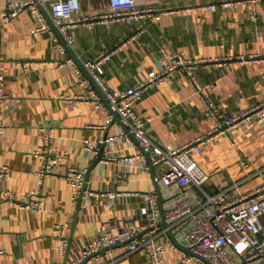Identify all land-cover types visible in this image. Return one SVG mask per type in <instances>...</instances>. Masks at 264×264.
<instances>
[{"label": "crops", "instance_id": "obj_1", "mask_svg": "<svg viewBox=\"0 0 264 264\" xmlns=\"http://www.w3.org/2000/svg\"><path fill=\"white\" fill-rule=\"evenodd\" d=\"M11 1L15 0H0V70L11 96L0 109V164L11 168L5 183L7 189L17 198L37 191L35 197L43 200V208L27 209L0 195V264H71L105 230L112 234L138 230L152 220L150 214L142 212V207L150 208L149 200L135 195L100 201L89 197L86 207L74 204L75 189L63 178L70 167L92 168L98 156L85 151L83 141L97 143L106 134L99 128L106 113L92 103L71 105L61 98L85 94L86 90L79 84L74 67H60L59 63L74 54L95 60L124 41L135 27L118 23L78 27L74 31L76 51L62 53L48 32H34L36 20L29 10L24 9L4 22ZM136 1L140 6L154 5L174 13L153 18L139 42L122 46L104 64L105 81L112 89L130 87L149 71L161 69L162 49L184 52L193 59L264 53V0ZM209 5L216 7L211 9ZM100 8L101 0L82 1L84 13ZM254 11L259 13L258 22L250 18ZM19 59H36L46 64L24 71L13 65ZM197 76L202 85H214L209 97L224 116L264 100V61L205 66L197 71ZM135 108L143 118L150 119L148 136L164 148L182 146L214 126L196 87L179 71L145 93ZM48 127L55 130L53 150L66 153L67 157L57 168L58 174L42 178L39 172L44 159L36 152L44 147L42 130ZM118 130L119 126L114 124L109 134ZM123 147V143L117 145V149ZM241 157L249 164L246 169L240 163ZM198 162L209 174L203 186L209 194L227 190L228 195L237 196L263 185L264 124L239 128L224 143L205 147ZM154 170L158 174V169ZM87 180L95 191H160L153 170L142 172L123 165L98 164ZM194 191L203 196L197 186ZM71 222L72 226L66 225ZM57 225L62 226L60 232L55 231ZM64 240L69 242L65 253ZM169 240L172 241L170 235ZM183 252L168 245L162 264H179ZM99 254L92 264H154L143 249L131 254L118 249L112 256L104 251Z\"/></svg>", "mask_w": 264, "mask_h": 264}, {"label": "built area", "instance_id": "obj_2", "mask_svg": "<svg viewBox=\"0 0 264 264\" xmlns=\"http://www.w3.org/2000/svg\"><path fill=\"white\" fill-rule=\"evenodd\" d=\"M83 0H15L11 1L9 9L4 13V22H9L13 16L24 9L29 10L36 20L35 33L48 32L57 42L62 53L76 51L77 40L75 29L81 26L97 23L126 24L134 26L135 30L120 44L100 55L95 60H84L77 54L68 56L59 63L60 67L70 64L74 67L79 84L86 90L85 94L67 95L61 98L69 104L80 102L94 104L106 113L105 121L99 128L106 134L97 143L89 139L83 141L85 151L96 157L104 147L99 165L115 164L138 169L142 172L154 171V181L160 191L151 193L108 190L95 191L88 185L87 169L70 167L63 176L67 183L75 189L73 203L86 207L89 197L96 201L103 199L116 200L124 195L144 197L151 203L150 208L142 207V212L150 214L149 225L138 230L122 231L112 234L104 231L93 239L89 246L71 264H92L99 258L100 251L112 256L116 249L131 254L144 250L154 264H162L168 245L179 249L178 245L190 250L183 252L179 264H264V184L237 196L228 195L227 190L209 194L204 184L209 180V174L201 167L198 158L203 149L209 145L222 144L226 137L239 128H251L258 123L264 124V100L247 108H239L231 115L224 116L221 108L209 97V90L214 86L202 85L197 76L201 67H222L230 62H260L264 61V53H251L237 57L190 58L184 52L170 53L162 49L163 67L151 70L138 83L123 89H112L105 81L104 64L124 45L139 42L148 29L153 18L173 14L172 9H160L154 5L140 6L136 0H101L98 11L84 13ZM214 9L216 5H209ZM203 8H207L204 6ZM250 18L255 22L260 19L254 11ZM1 25H0V61ZM46 64V61L36 59L14 60V67L31 71L33 67ZM183 72L196 87L203 106L214 121L213 128L190 142L179 146L164 148L148 136L150 119L143 118L136 105L145 93L158 88L167 82L177 72ZM11 96L6 91L5 75L0 70V109L4 101ZM117 124V133L109 134L112 125ZM0 122V129H1ZM44 147L36 152L44 159L39 172L43 178L59 173L58 167L67 157L66 153L53 150L55 130L43 128ZM123 143L122 149L117 145ZM128 150L130 154H124ZM242 167L249 164L241 157ZM155 168L158 174H155ZM156 172V173H157ZM11 173L7 164H0V195L8 201L31 210H41L43 200L36 198L39 193L31 192L17 198L5 186ZM197 186L203 191V196L194 191ZM166 227H161V222ZM73 222L66 224L72 226ZM61 225L55 227L60 232ZM172 235L177 244L169 240ZM69 242L64 240L63 251L67 252Z\"/></svg>", "mask_w": 264, "mask_h": 264}, {"label": "water", "instance_id": "obj_3", "mask_svg": "<svg viewBox=\"0 0 264 264\" xmlns=\"http://www.w3.org/2000/svg\"><path fill=\"white\" fill-rule=\"evenodd\" d=\"M103 152H104V147L102 148L100 154L98 155V157L96 158V160L94 161V164L92 166V168H90L88 171H87V175L89 176L91 171L99 164L100 160H101V157L103 155ZM163 225L166 226V223L163 222ZM170 237L172 239V241L177 244L176 240L174 239V237L170 234ZM179 248L183 249L184 251H187V252H190V250L182 247L181 245L177 244Z\"/></svg>", "mask_w": 264, "mask_h": 264}]
</instances>
